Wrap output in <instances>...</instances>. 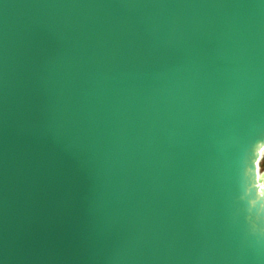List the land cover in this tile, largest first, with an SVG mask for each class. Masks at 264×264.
I'll return each instance as SVG.
<instances>
[{
    "label": "water",
    "instance_id": "95a60500",
    "mask_svg": "<svg viewBox=\"0 0 264 264\" xmlns=\"http://www.w3.org/2000/svg\"><path fill=\"white\" fill-rule=\"evenodd\" d=\"M264 0H0V264H264Z\"/></svg>",
    "mask_w": 264,
    "mask_h": 264
},
{
    "label": "rangeland",
    "instance_id": "374dc122",
    "mask_svg": "<svg viewBox=\"0 0 264 264\" xmlns=\"http://www.w3.org/2000/svg\"><path fill=\"white\" fill-rule=\"evenodd\" d=\"M259 167H260V172L264 173V155L260 161Z\"/></svg>",
    "mask_w": 264,
    "mask_h": 264
},
{
    "label": "bare ground",
    "instance_id": "6f19581e",
    "mask_svg": "<svg viewBox=\"0 0 264 264\" xmlns=\"http://www.w3.org/2000/svg\"><path fill=\"white\" fill-rule=\"evenodd\" d=\"M263 155H264V154H263ZM259 171H260V169H259ZM260 174H261V172H260ZM262 182H263V186H264V178H263Z\"/></svg>",
    "mask_w": 264,
    "mask_h": 264
}]
</instances>
